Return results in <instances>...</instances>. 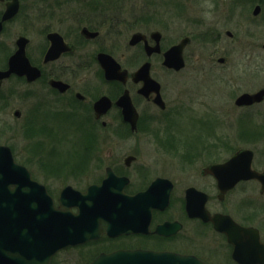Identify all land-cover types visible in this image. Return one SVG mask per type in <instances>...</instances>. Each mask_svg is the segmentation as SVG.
<instances>
[{
    "label": "flooded vegetation",
    "instance_id": "af4514ba",
    "mask_svg": "<svg viewBox=\"0 0 264 264\" xmlns=\"http://www.w3.org/2000/svg\"><path fill=\"white\" fill-rule=\"evenodd\" d=\"M101 3L102 0H0V106L3 103V108H6V98L10 97L12 100L24 101L26 131L30 140L38 137L37 141H43L44 130L54 137L57 136L55 134L60 135L62 130L59 133V127L65 122L72 126H78L80 122L88 128L93 123L98 131L109 133L111 123L115 122L111 118L112 114H116L117 126L137 135L139 124L144 120L142 113L145 107L155 109L159 114L171 110L168 127L174 126L176 120L187 115L193 119L189 115L191 111L184 105L185 100L181 103L183 109L172 111V107L175 108L174 105L179 103V96L175 97L171 90L165 94L164 85L154 76V60L160 62L163 70L178 75L187 70L188 62L194 56L203 74L208 75L207 78H216L231 87L233 96L230 104L234 98L233 113L237 115V123L244 127V131L232 140L238 145L231 149V157L224 161L209 162L200 170L202 187L190 185L183 188L179 196L176 195L175 181L163 176L152 178L141 167H138L140 170H130L137 161L133 155L124 160L126 170L107 166L97 181L84 187L68 183L70 172L30 170L24 165L30 175L23 180L29 196L35 201L41 200V189L43 191L45 188L56 208L60 206V195L65 187L71 186L84 192L90 186L100 185L107 178L109 170L118 178L113 180L116 187L117 183L122 185V191L130 197L146 191L159 178L168 179L173 184L169 206L164 210L152 211L148 222L140 214L142 210L132 208V201L119 200L117 203L124 205L121 211L125 214L121 223L115 224L116 228L120 224L118 234L110 236L104 233L98 239L58 251L52 256L50 264H55L56 259L69 250H91L82 264H91L102 254L121 250L192 255L205 264H243L241 262L244 260L261 264L264 261V0H233L232 7L223 0L222 7L217 3L209 11L202 8L201 13L197 10L192 12L194 10L186 6L175 9L173 2L174 8L169 12L170 28L186 29V26H190L188 21L191 15H199V48L194 50L191 48L195 42L193 34L176 36L174 33L169 45H165V34L155 28H136L129 38L127 35L122 37L114 34V30L126 31L133 22L139 20L133 18L131 13L119 19L117 11L105 20H97L93 14L94 10L102 7ZM234 6H237L236 9ZM215 15L220 17L216 20L213 17ZM218 20L224 22L223 26L227 28L219 29ZM70 21V26L64 27ZM186 39L188 43L183 49L185 67L179 71L166 67V53ZM128 50L135 53L137 60L143 61L133 70L124 65ZM110 58L120 67L117 79H108L106 76L103 62ZM145 64H150L149 75L160 89L152 82L138 79ZM6 73L9 75L4 76ZM4 90L6 94H3ZM243 95H258L260 99L248 105H238L237 101ZM128 104L137 114L136 130H133V124L127 119ZM98 108L101 111L97 112ZM81 111H88V114L84 117L81 115L80 120ZM239 111L242 112L241 118L237 113ZM23 115L22 108L14 109L15 121H19ZM200 120L196 119L203 123V115ZM10 125L0 115V145L9 147L13 152L12 147L2 140L5 129ZM98 131L89 130L93 141L100 140ZM174 131L168 130V134L176 147L178 142L181 144V140H177ZM108 135L105 134L110 138ZM213 138L207 136L209 141L206 143L211 144L205 145L203 152L213 154L216 151V155H221L226 142L220 136ZM242 151H246L243 161L234 170H251L261 178L242 179L223 191L209 170ZM129 157L133 159L128 160ZM190 188L202 193L195 194L194 199L197 204L203 205V219L192 218L187 213L186 193ZM137 210L139 214L135 213ZM73 212L78 211L73 209ZM191 225L200 229L198 236L193 234ZM26 226L22 235L11 232V236H7L0 233V264H17L16 259L19 264H26V261L31 263V251H41L42 246L47 244V239L41 236L40 224L30 222ZM187 226L190 227L188 232ZM160 228H163V233L159 232ZM195 244L199 246L195 248ZM14 254L18 257L14 258Z\"/></svg>",
    "mask_w": 264,
    "mask_h": 264
},
{
    "label": "rangeland",
    "instance_id": "374dc122",
    "mask_svg": "<svg viewBox=\"0 0 264 264\" xmlns=\"http://www.w3.org/2000/svg\"><path fill=\"white\" fill-rule=\"evenodd\" d=\"M231 1L233 0H225V3L231 4L232 7ZM173 2L175 9L186 6L191 7L194 10L192 12L197 10L199 13L202 12V8H207L209 11L210 7L218 4L219 7H222L223 5V0H170V2L169 0H102V7L99 10H94V14L92 11L90 13L95 15L97 20H105L107 16L116 14V11L119 12L116 14L119 19L130 13L133 18H138L139 21L133 22L131 28L126 31L124 29L114 30V34L118 36L127 35L129 38L136 28L139 30L155 28L165 34V45L171 43L169 41L173 39L174 33L176 36L185 33L195 35V42L192 43L191 48L193 47V50L196 47L199 48L200 27L197 26L199 15L197 17L194 14L191 15V19L188 21L190 26H186V29L182 27H179L178 30L170 28L169 12L174 8L172 7ZM78 7L81 8L80 5ZM234 7L236 9L237 6ZM228 8L229 6H227ZM228 12L229 10L226 11V13ZM213 17L217 20L220 16ZM73 20L71 19V21ZM71 21L67 24L64 23V27L70 26ZM219 24V29L227 28L223 26L224 22L219 21ZM123 49L126 48L123 47ZM126 57L124 65L132 70L143 62L142 59L137 60L135 53L129 50ZM195 57L189 60L187 70L178 75L163 70L160 62L154 60V76L164 85L165 94H169L168 92L171 90L175 97L179 96V103L174 105L175 108L172 107V111L183 109L181 103H184L185 100L184 105L188 107V111H191L189 115L193 116V119L188 118L187 115L176 120L174 126L168 127L167 124L170 122L167 121L171 117V110L159 114L157 110L145 107L142 113L144 120L139 124L137 135H132L125 131L124 127L117 126L116 114H112L111 118H114L115 122L111 123L109 133H105L103 130L98 131V127L94 128L93 123L88 128L85 124L86 127L82 126L80 122L78 126H72L65 122L59 127L58 132L60 133L62 130L60 135L55 134L57 136L54 137L44 130V136L41 138L43 141L39 142L36 140L38 137L32 140L28 138L24 101L12 100L13 98L10 97L6 98V108H3V103L0 106L2 107L0 115L3 116V121L11 124L5 129L6 134L2 140L12 147V153L19 164L26 165L30 170L70 172L71 174L68 176L70 182L68 183L76 187H84L85 184L97 181L107 166L126 170L124 160L129 155L137 157V161L133 163L130 170H140L138 167H141L152 178L163 176L175 181L177 196L180 195L183 188L190 185L202 187L200 170L209 162L224 161L231 157L233 153L231 149L234 145H238L232 140L238 135L241 136L244 127L237 123L238 117L233 113L234 98L230 104V99L233 96L231 87L229 88L216 78L213 79L210 76L207 78L208 75L203 74L199 66L200 63H196ZM6 93L7 91L4 90L3 94ZM17 108H22L24 113L20 122L13 118V111ZM63 113L66 114V110ZM237 113L241 118L242 112ZM87 114L88 111H81L79 119L81 115L84 117ZM202 115L203 123L197 122L196 119L201 121ZM47 129L51 131L49 128ZM92 129L100 132L98 133L100 140L93 141L94 138L89 132ZM168 130L176 131L177 140H181L180 145L178 142V146H173L174 140L168 134ZM105 134H110L108 135L110 138ZM207 136L211 139H214V136L223 137L226 143L221 155H216V151L213 154L203 152L205 145L211 144L210 142L206 143L209 141L206 139ZM77 175H79V179L76 178ZM188 228L190 229V227L187 226V232ZM191 230L197 236L201 233L196 225H191ZM193 246L197 248L199 244ZM90 253L91 250H69L61 254L55 264H82Z\"/></svg>",
    "mask_w": 264,
    "mask_h": 264
},
{
    "label": "water",
    "instance_id": "95a60500",
    "mask_svg": "<svg viewBox=\"0 0 264 264\" xmlns=\"http://www.w3.org/2000/svg\"><path fill=\"white\" fill-rule=\"evenodd\" d=\"M187 39L178 46L169 50L165 57L164 65L168 68L181 70L185 63L183 49ZM108 79L119 78L120 67L111 58L103 62ZM150 64H145L138 75L147 83L152 82L157 89L159 84L149 75ZM9 73L4 74L8 76ZM260 96L243 95L237 101L238 105H248ZM101 111L100 108L97 112ZM127 119L136 129L137 114L128 104ZM242 153H238L228 162L212 166L210 173L219 181L223 189L233 187L239 180L252 177L254 174L245 171L233 170L239 165ZM133 158L129 157L128 160ZM25 166L18 164L9 147L0 145V233L11 236L12 233L22 235L30 222L41 225V236L47 239V244L42 249L31 251V263L26 264H50L51 257L60 249L75 246L90 239H96L103 233L111 234L115 224L121 220L120 202L123 199H132L123 194L122 185L116 187L113 180H118L111 170L102 185L91 186L86 192H79L72 187H66L60 196V208L56 209L50 197L43 193L42 199L35 201L25 189L23 180L29 178ZM226 174V175H225ZM118 182V181H116ZM15 185V189L12 188ZM172 182L167 179H157L143 193L133 199L138 202L144 212L150 216L152 209H165L169 205ZM201 194L195 189L187 191V212L191 217L203 219V205L195 202L194 194ZM40 202V204H38ZM78 209V214L72 212ZM160 228V233H163ZM231 237V234H229ZM237 253V251H236ZM238 254V253H237ZM16 255V254H14ZM22 257L24 253L21 254ZM18 257L16 255L14 258ZM236 257V255H235ZM18 263V259H16ZM243 264H254L249 260ZM92 264H204L193 256H183L174 253H156L147 251H118L108 255H101ZM264 264V261L261 262Z\"/></svg>",
    "mask_w": 264,
    "mask_h": 264
}]
</instances>
